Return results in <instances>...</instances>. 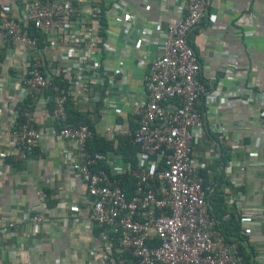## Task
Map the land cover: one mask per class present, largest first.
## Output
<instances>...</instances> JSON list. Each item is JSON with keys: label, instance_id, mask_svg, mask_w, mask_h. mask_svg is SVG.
<instances>
[{"label": "built area", "instance_id": "2783aa9c", "mask_svg": "<svg viewBox=\"0 0 264 264\" xmlns=\"http://www.w3.org/2000/svg\"><path fill=\"white\" fill-rule=\"evenodd\" d=\"M208 5L209 0H184L177 22L156 43L157 54L143 74L144 97L134 102V128L108 122L103 110L98 112L95 119L103 122L102 135L115 139V144L126 139L136 148L135 162L124 161L120 166L112 165L116 155L111 151L88 149L89 140L99 133L96 123L92 127L81 119L67 120L65 110L69 100L88 115L110 95L117 80H126L127 67L120 64L116 72L121 77L116 79L108 73L103 57L121 38L106 22L108 8L116 12L125 40L134 30L136 18L126 1L18 0L15 13L0 9L4 56L11 60L15 52L26 62L17 108L0 130V165L8 159L29 163L34 148L49 134L69 142L63 157L73 176L82 181L90 199L89 218L100 228L97 249L101 256L92 264H110L109 259L113 264H244V256L237 251L243 242L226 236L210 211L208 176L217 172L216 183L219 175L227 176L222 188L230 206L224 217L232 216L239 225L252 221V210L241 204V188L257 147L244 146L237 155L239 145L233 141L232 157L218 164L216 172L209 163L219 160L217 142L213 139V151L207 148L202 158L196 156L195 147L205 134L218 132L217 121L207 123L208 112L203 109L213 103L231 107L241 99L258 100L264 128V91L257 93L247 84L232 93L216 74L203 75L189 35ZM147 41L140 38L136 49ZM40 42L49 43V55ZM143 64L142 59L136 61L137 68ZM3 81L0 75V91ZM39 114L50 123H41ZM259 145L264 146V129ZM47 199V192L38 189L32 210L0 218V238L26 224L43 225ZM1 256L0 250V261Z\"/></svg>", "mask_w": 264, "mask_h": 264}, {"label": "crops", "instance_id": "0c3cea01", "mask_svg": "<svg viewBox=\"0 0 264 264\" xmlns=\"http://www.w3.org/2000/svg\"><path fill=\"white\" fill-rule=\"evenodd\" d=\"M17 1L0 0V9L15 13ZM125 1L136 18L134 30L125 40L116 12L108 8L106 22L121 38L111 51L103 53V57L109 74L119 79L121 74L116 70L121 64L127 67L128 75L124 82L117 80L110 95L96 104L98 109L95 107L87 115L88 120H95L99 130L97 136L107 140V136L100 132L102 120L95 119L98 112L103 110L108 122L114 120L130 125L129 118L135 122L134 102L144 97L143 74L157 54L156 43L164 37L169 26L177 22L179 7L184 2ZM142 37L148 41L141 49H136V42ZM189 39L200 56L203 75L216 74L223 79L224 88L232 93L247 84H251L257 93L264 91V0H209L205 16L190 33ZM2 43L0 30V75L4 78L0 91V130H4L17 108L18 87L26 68V62L18 53L14 52L11 60L4 56ZM48 44L40 42L39 46L49 55ZM138 59L144 60L142 68L136 67ZM76 107L82 113L80 106ZM203 109L208 112L207 123H219L216 122L218 132L205 134L195 147L198 158L205 157L208 149L213 151L216 142L219 148L223 144L228 149L233 141L238 142L237 155L243 153L244 146L257 147L253 158L248 161L241 188V204L252 210L254 217L252 221L239 225L241 236L237 239L243 242L242 248L250 255L244 264H264V164L256 163L264 161V146H258L264 129L258 117L260 104L258 100L246 102L241 99L231 107L220 102ZM38 119L43 124L50 123L41 114ZM109 140L115 144V139ZM2 144L6 145L7 140L3 139ZM70 146L69 142L49 134L34 148L29 163L8 159L0 165V218L6 220L32 210L38 189L48 194L46 206L42 208L46 217L43 225L36 228L26 224L2 234L0 264H92L101 256L97 249L100 241L98 228L89 218L90 199L82 181L73 176L62 154L63 149ZM122 164L121 157L116 155L112 165ZM209 165L216 170L215 161ZM234 173L238 175L237 169ZM213 176L208 178L212 180ZM225 178L224 173L221 179L224 181ZM224 198L228 208L230 204L227 197ZM228 236L230 239L237 237L232 233ZM109 261L114 263L112 259Z\"/></svg>", "mask_w": 264, "mask_h": 264}, {"label": "trees", "instance_id": "16d2710c", "mask_svg": "<svg viewBox=\"0 0 264 264\" xmlns=\"http://www.w3.org/2000/svg\"><path fill=\"white\" fill-rule=\"evenodd\" d=\"M104 22V20H103ZM32 33L34 34L35 31L32 30ZM38 37H41V34L39 32L36 33ZM1 54H0V59H1ZM102 91V90H101ZM101 103V102H100ZM98 102V104H100ZM97 108V107H96ZM78 108L68 100V103L66 105V118L67 120L71 121H77L81 119L82 121L86 122L90 126H94V122L88 120L87 118V113L86 112H79L77 110ZM98 109V108H97ZM129 122L131 121L132 124H130L131 128H134L137 125V122H133L131 118L128 120ZM88 149L95 151H111L114 155L120 156L121 160L124 162L126 161H131L135 162V151L136 148L135 146L129 144L126 139H119L116 144H112L111 140H107L103 138L102 136H97L94 134L93 138L89 140L88 142ZM220 157L219 160H217L216 164L220 163H225L228 159L231 158V154L229 152V149L223 146V144H220ZM216 172V170H215ZM217 172L214 174L215 178H213L210 181L209 186L214 187L212 188V191H209V203H210V211L215 214V216L218 218L220 221V224L222 225L223 230L225 231L226 236L228 234H235L237 238H240L239 234V223L234 220V218L231 216L229 218H225L224 214L227 212V206L225 204V198L223 194V188L222 185L223 183H226V178H222V174L219 175L218 183H216L217 180ZM123 179L126 180V177ZM128 181V180H127ZM98 232L100 230L99 227ZM228 238V237H227ZM240 243L237 245V251L240 252L244 256V263L250 258V255L247 254L242 247H240ZM129 264V263H126Z\"/></svg>", "mask_w": 264, "mask_h": 264}, {"label": "rangeland", "instance_id": "374dc122", "mask_svg": "<svg viewBox=\"0 0 264 264\" xmlns=\"http://www.w3.org/2000/svg\"><path fill=\"white\" fill-rule=\"evenodd\" d=\"M116 159V158H115Z\"/></svg>", "mask_w": 264, "mask_h": 264}]
</instances>
